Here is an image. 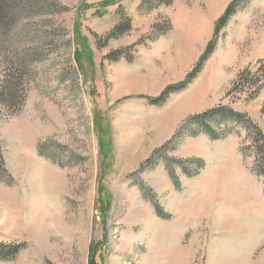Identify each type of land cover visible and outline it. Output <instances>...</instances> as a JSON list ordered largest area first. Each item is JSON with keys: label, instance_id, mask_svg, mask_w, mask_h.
<instances>
[{"label": "rangeland", "instance_id": "obj_1", "mask_svg": "<svg viewBox=\"0 0 264 264\" xmlns=\"http://www.w3.org/2000/svg\"><path fill=\"white\" fill-rule=\"evenodd\" d=\"M233 1L8 0L0 264H264V0L218 31Z\"/></svg>", "mask_w": 264, "mask_h": 264}, {"label": "trees", "instance_id": "obj_2", "mask_svg": "<svg viewBox=\"0 0 264 264\" xmlns=\"http://www.w3.org/2000/svg\"><path fill=\"white\" fill-rule=\"evenodd\" d=\"M240 0H234L233 3L228 7L226 13L224 14V16L219 20V23L217 25V30L219 31V29L225 24L227 23V21L229 20L231 13L233 11L234 6L239 2ZM12 9L13 6H11V4H9L8 0H1L0 1V14L2 15H6V17L9 16V14L12 13ZM214 50V42H211L207 48V52L205 53V55H203L199 61V64L194 72V75H191V79L198 74V72L201 70L203 63L206 61V59L211 55V53ZM189 82V80L177 85V86H173V87H169L167 90H165V92L158 98L155 99H151V102H159L160 100H162L167 94H170L172 92H176L179 89H182L187 83ZM262 175L264 176V172L262 173Z\"/></svg>", "mask_w": 264, "mask_h": 264}, {"label": "bare ground", "instance_id": "obj_3", "mask_svg": "<svg viewBox=\"0 0 264 264\" xmlns=\"http://www.w3.org/2000/svg\"><path fill=\"white\" fill-rule=\"evenodd\" d=\"M228 168V167H227ZM227 168H225L224 167V169H227ZM224 169H223V172H224ZM230 169V168H229ZM222 174H224V173H222ZM230 174H232V173H230ZM218 175H219V173H218ZM223 176V175H222ZM223 178V177H222ZM215 183V182H214ZM238 183H239V181H238ZM237 184V183H236ZM235 184V185H236ZM226 185V184H225ZM220 186H221V184H220ZM215 187H216V185H215ZM248 187V186H247ZM229 188V187H228ZM234 189V188H233ZM211 190V189H210ZM243 191H246L245 189H242V191L240 192V193H242ZM249 192H250V190H249ZM238 195V194H237ZM243 197H244V199H243V197L241 198V200L242 201H244L245 203H246V205L247 204H252V202L254 201V199H253V196H251V194H248L247 192H243ZM231 196H233V195H231ZM211 198V197H210ZM204 199H205V197H204ZM206 200V199H205ZM210 201V200H209ZM204 202V201H203ZM202 202V203H203ZM242 204V203H241ZM198 205V204H197ZM244 209V208H243ZM238 210H239V208H238ZM241 210V209H240ZM245 210H246V213L247 214H250V213H252L253 212V207H252V205L251 206H245ZM245 213V212H244ZM245 213V214H246Z\"/></svg>", "mask_w": 264, "mask_h": 264}]
</instances>
